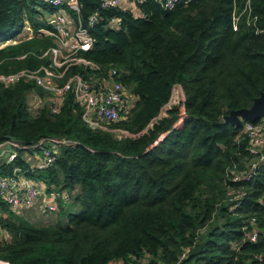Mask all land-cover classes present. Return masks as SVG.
Segmentation results:
<instances>
[{"label":"trees","instance_id":"obj_1","mask_svg":"<svg viewBox=\"0 0 264 264\" xmlns=\"http://www.w3.org/2000/svg\"><path fill=\"white\" fill-rule=\"evenodd\" d=\"M79 1L85 24L97 12L88 26L94 43L83 55L117 67L135 101L118 121L106 123L108 130H94L72 92L57 112L45 104L32 114L26 94L36 88L43 95L42 88L25 80L0 84V143L7 137L25 144L42 137L72 140L56 148L54 163L26 175L71 194L80 206L69 211L59 204L54 221L34 226L3 205L0 259L264 264V164L250 179L233 181L249 171L253 157L243 126L224 120L264 91V0H183L171 8L145 0L136 4L138 15L122 6L101 8L100 0ZM55 12L38 0H0V42L26 24L37 34ZM51 44L48 36L35 35L0 48V74L48 64L29 52L41 55ZM175 85L183 101L149 126ZM181 105L182 123L173 127ZM114 129L126 135L117 138ZM21 153L0 163V176L14 166L29 169Z\"/></svg>","mask_w":264,"mask_h":264},{"label":"built area","instance_id":"obj_2","mask_svg":"<svg viewBox=\"0 0 264 264\" xmlns=\"http://www.w3.org/2000/svg\"><path fill=\"white\" fill-rule=\"evenodd\" d=\"M38 1L56 9L55 13L47 17L48 27L40 28L36 34L26 24L24 29L26 32L29 31L27 35H18L17 38L1 41L0 48L29 40L35 35H45L52 40V44L48 45L41 55H36L32 51L29 54L38 58H47L48 64H42L35 69L23 68L13 73L0 74V84L7 87L21 80L34 83L59 99L58 104L52 107L53 112L58 111L64 95L67 92H72L74 100L83 108L81 117L87 126L94 130H108L106 123L118 121L121 113L130 108L135 99L118 79L117 67L94 62L83 55L92 48L94 43V38L88 32V26L96 22L97 12H93L85 24L79 17V0ZM126 1L141 4L145 0H100V6L101 8L121 7V4ZM156 1L164 7L171 8L183 0ZM110 21L114 25L117 24L116 18H112ZM176 86L173 87L169 101L161 108L158 116L151 121L149 126L167 116V110L171 106L183 101L184 95L181 91L178 101L173 100ZM180 108L178 123L184 116L183 106L181 105ZM242 126L243 133L248 138V152L253 160L250 163L249 171L234 175L233 181L250 179L257 166L264 164V115L257 122L245 121ZM113 131H120L126 135L119 129ZM70 144H74V142L65 137H42L31 144L7 138L0 143V157L4 155L5 162L12 163L17 158L19 151L32 153L39 158L36 168L43 169L54 163L58 146ZM61 196L64 201H71L67 192L60 193L52 186H44L27 178L24 175V170L19 166H14L11 174L0 176V216L5 215V210L2 209L3 205H6L8 210L18 213L23 208L32 207L38 200H40L43 212H55L58 210L57 200ZM248 238L253 241L256 234L251 233ZM0 264L9 263L0 259ZM131 264H146V262L136 260Z\"/></svg>","mask_w":264,"mask_h":264},{"label":"crops","instance_id":"obj_3","mask_svg":"<svg viewBox=\"0 0 264 264\" xmlns=\"http://www.w3.org/2000/svg\"><path fill=\"white\" fill-rule=\"evenodd\" d=\"M133 2H130V1H126V2H124V3H122L121 4V6L122 7H124L125 9H128V10H130L134 15H138V13H139V11H138V8L136 9V11H134V9H133ZM29 25V24H28ZM32 30V29H31ZM27 33H29V31H25V29L23 28V30L19 33V34H17L14 38H17L18 37V35H27ZM177 86H179V88H180V91L182 92V89H181V87H180V85H177ZM182 95H183V92H182ZM26 101H27V103L28 104H30L31 105V103H35L37 106L38 105H45V104H48V105H51V104H53V105H57L58 104V102H59V99L55 96V95H52V94H48V93H46V92H44V94L43 95H40L39 93H38V91L36 90V88H34V89H32V90H29L28 92H27V94H26ZM41 101V103H39L38 104V102H40ZM39 108V107H38ZM179 119V118H178ZM178 119H176L177 120V122L175 123V121H174V123H173V127H177V126H179L181 123H182V121L181 122H179L178 123ZM19 153V152H18ZM21 157H22V159L25 161V163H27V165H28V167H29V169H27V170H25L24 171V175L27 177V178H29V179H31V180H33V181H36V182H38L39 184H42V185H44V186H48L46 183H44L43 181H41V180H36V179H34V178H31V177H29L28 175H26V173L28 172V171H33L32 169H34V168H36V166H37V163H38V161H39V158L38 157H35L34 155H32V153H26V152H22L21 153ZM0 163H6L5 162V157H4V155H2L1 157H0ZM27 171V172H26ZM48 187H50V186H48ZM68 203H66V205L65 206H73V205H75L74 203H70V204H68ZM64 206V207H65ZM66 208V207H65ZM68 209H69V207H67ZM22 211H28V210H33V211H36V210H39V212L41 211V212H43L42 210H41V203H40V200H38L32 207H27V208H23V209H21ZM58 210H59V207H58ZM55 213H57V210L55 211ZM114 264H126V263H124V262H122V261H120V262H117V263H114Z\"/></svg>","mask_w":264,"mask_h":264},{"label":"rangeland","instance_id":"obj_4","mask_svg":"<svg viewBox=\"0 0 264 264\" xmlns=\"http://www.w3.org/2000/svg\"><path fill=\"white\" fill-rule=\"evenodd\" d=\"M133 9H134V11H136V9H137V6H136L135 3L133 4ZM179 97H180V88H179V86H176V92H175V96H174L173 100L175 102H177ZM39 103H41V101L38 102V104ZM42 107H43L42 104L41 105H38V106L35 103H31V105L28 104V110L32 114H36L38 112V110L40 108H42ZM176 122H177V120L175 121V123ZM113 135L115 137H117V138H121L122 136H124L123 133L120 132V131H113ZM36 180H38V179H36ZM69 195L71 197V201H64L63 200V197L61 196V197L58 198V200H57L58 203L57 204L58 205L61 204V205L65 206L66 203H68V204L73 203L72 202V196H71V194H69ZM65 207L66 208L69 207V209H68L69 211H78L80 209V206L78 204H75L73 206H71V205L70 206H65ZM18 216L26 219L29 223H31L34 226H43V225H46V224L54 221L55 218H57V213L51 212V211H44V212H41L40 211L39 212V210H36V211H33V210H31V211L30 210H28V211H22V210H20L18 212ZM117 262H120V260H113L111 262V264H114V263H117Z\"/></svg>","mask_w":264,"mask_h":264},{"label":"water","instance_id":"obj_5","mask_svg":"<svg viewBox=\"0 0 264 264\" xmlns=\"http://www.w3.org/2000/svg\"><path fill=\"white\" fill-rule=\"evenodd\" d=\"M264 115V91L259 96L255 97L249 108H240L231 110L224 117L225 121L233 123L235 126H242L244 121L255 122ZM12 139V137H7Z\"/></svg>","mask_w":264,"mask_h":264}]
</instances>
